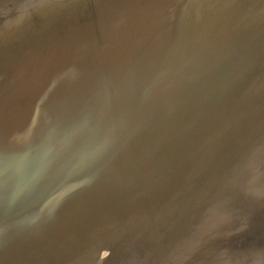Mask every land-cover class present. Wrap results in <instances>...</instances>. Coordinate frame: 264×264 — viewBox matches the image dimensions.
I'll return each mask as SVG.
<instances>
[{"label":"water","instance_id":"obj_1","mask_svg":"<svg viewBox=\"0 0 264 264\" xmlns=\"http://www.w3.org/2000/svg\"><path fill=\"white\" fill-rule=\"evenodd\" d=\"M0 264H264V0L0 11Z\"/></svg>","mask_w":264,"mask_h":264},{"label":"rangeland","instance_id":"obj_2","mask_svg":"<svg viewBox=\"0 0 264 264\" xmlns=\"http://www.w3.org/2000/svg\"><path fill=\"white\" fill-rule=\"evenodd\" d=\"M38 1L40 0H0L1 6L4 7L3 10L1 11L9 10L10 8H13V7L23 8L27 5H32Z\"/></svg>","mask_w":264,"mask_h":264},{"label":"crops","instance_id":"obj_3","mask_svg":"<svg viewBox=\"0 0 264 264\" xmlns=\"http://www.w3.org/2000/svg\"><path fill=\"white\" fill-rule=\"evenodd\" d=\"M6 7H7V6H6ZM3 8H4V7L1 6V4H0V11L3 10ZM8 8H10V7H8ZM5 9H6V8H5Z\"/></svg>","mask_w":264,"mask_h":264}]
</instances>
